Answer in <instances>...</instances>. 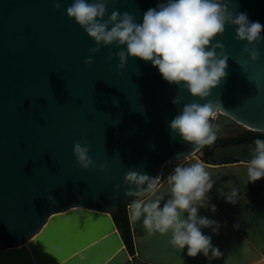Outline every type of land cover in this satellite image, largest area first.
Masks as SVG:
<instances>
[{
  "label": "water",
  "instance_id": "water-1",
  "mask_svg": "<svg viewBox=\"0 0 264 264\" xmlns=\"http://www.w3.org/2000/svg\"><path fill=\"white\" fill-rule=\"evenodd\" d=\"M162 2L107 0L103 20L112 11H127L140 22L148 8ZM225 2L230 11L246 12L264 25V0ZM71 3L0 0V264L260 262L264 177L249 182L245 166L253 140L264 139V41L241 40L236 26L226 22L207 46L221 45L214 51L227 56L226 75L207 97H194L162 79L150 61L128 57L120 68L124 45L88 36L68 17ZM253 47L259 53L255 60L245 50ZM193 102L217 109L210 118L217 137L212 145L196 147L169 127ZM244 132L263 135L226 140ZM76 143L88 148L92 162L86 168L73 154ZM178 162L202 163L210 173L212 188L203 205L197 204V216L216 222L201 231L223 253L219 259L189 257L170 244L171 232L147 238L143 215L130 220L135 200L150 202L159 195L162 207L171 198L168 177ZM130 172L161 176V187L151 197L136 195L146 184L128 181ZM233 189L235 205L225 202ZM120 205L127 207L132 252L112 217Z\"/></svg>",
  "mask_w": 264,
  "mask_h": 264
},
{
  "label": "clouds",
  "instance_id": "clouds-1",
  "mask_svg": "<svg viewBox=\"0 0 264 264\" xmlns=\"http://www.w3.org/2000/svg\"><path fill=\"white\" fill-rule=\"evenodd\" d=\"M106 5L107 0H72L66 13L83 26L87 35L96 42L124 45V49L118 53L120 68L124 67L128 57L150 61L162 79L185 88L194 97H207L210 90L226 75L227 56L221 58L214 51L215 47L221 45L217 43L207 47L217 34L224 32L226 22L236 26L237 38L247 42L264 41L261 35L264 25L249 20L246 12L230 11L225 0H163L155 7L148 8L140 22L127 11H112L109 19L104 21ZM245 50L253 60L259 55L255 47ZM85 63H91V60ZM172 102L178 103L179 98H173ZM216 115L217 109L210 102L188 103L170 121L169 127L184 141L196 147L212 145L217 137L210 118L214 119ZM253 143L255 147L250 148L252 158L245 166L249 182L264 177V139L257 137ZM73 154L81 167L86 168L92 162L88 148L79 143L73 145ZM126 179L137 185L146 184V188H142L136 195L151 197L161 187L158 177L130 172ZM168 184L171 198L162 207L160 200L163 197L159 195L150 202L137 199L129 205L131 222L135 223L143 215L142 224L147 238L157 232H171L170 244L184 250L187 256L196 257L200 253L209 260L219 259L223 253L212 246L211 237L201 231L202 227L212 226L216 222L197 216V204L203 205L205 193L212 188L206 167L199 162L187 166L178 165L168 177ZM236 196L237 190L233 189L225 197V202L235 205ZM210 210L216 211V206L211 205ZM185 212L187 216L182 218ZM212 230L215 232L216 228ZM210 249L211 257L208 255Z\"/></svg>",
  "mask_w": 264,
  "mask_h": 264
},
{
  "label": "trees",
  "instance_id": "trees-1",
  "mask_svg": "<svg viewBox=\"0 0 264 264\" xmlns=\"http://www.w3.org/2000/svg\"><path fill=\"white\" fill-rule=\"evenodd\" d=\"M112 217L117 225L121 223V226L124 229V234H123L124 242L127 246V249L130 252H132L133 242H132L131 231L127 216V207L125 205H120L112 212Z\"/></svg>",
  "mask_w": 264,
  "mask_h": 264
},
{
  "label": "flooded vegetation",
  "instance_id": "flooded-vegetation-1",
  "mask_svg": "<svg viewBox=\"0 0 264 264\" xmlns=\"http://www.w3.org/2000/svg\"><path fill=\"white\" fill-rule=\"evenodd\" d=\"M248 134H260V135H263L262 133H251V132H244V133H240L234 137H229V138H226V140H229V141H234V140H237L239 138H242ZM216 141V140H215ZM178 166V165H177ZM180 166V165H179Z\"/></svg>",
  "mask_w": 264,
  "mask_h": 264
},
{
  "label": "rangeland",
  "instance_id": "rangeland-1",
  "mask_svg": "<svg viewBox=\"0 0 264 264\" xmlns=\"http://www.w3.org/2000/svg\"><path fill=\"white\" fill-rule=\"evenodd\" d=\"M251 133H257V132H251ZM255 264H264V260L258 262V263H255Z\"/></svg>",
  "mask_w": 264,
  "mask_h": 264
},
{
  "label": "bare ground",
  "instance_id": "bare-ground-1",
  "mask_svg": "<svg viewBox=\"0 0 264 264\" xmlns=\"http://www.w3.org/2000/svg\"><path fill=\"white\" fill-rule=\"evenodd\" d=\"M193 157L197 158L196 156H193ZM176 164H177V165H180V163H179V162H178V163H176ZM26 244H27V243H26ZM262 260H264V258H263ZM262 260H261V261H262Z\"/></svg>",
  "mask_w": 264,
  "mask_h": 264
},
{
  "label": "built area",
  "instance_id": "built-area-1",
  "mask_svg": "<svg viewBox=\"0 0 264 264\" xmlns=\"http://www.w3.org/2000/svg\"><path fill=\"white\" fill-rule=\"evenodd\" d=\"M160 180H162L161 176L158 177Z\"/></svg>",
  "mask_w": 264,
  "mask_h": 264
},
{
  "label": "snow or ice",
  "instance_id": "snow-or-ice-1",
  "mask_svg": "<svg viewBox=\"0 0 264 264\" xmlns=\"http://www.w3.org/2000/svg\"><path fill=\"white\" fill-rule=\"evenodd\" d=\"M33 239L35 240V239H36V237H33Z\"/></svg>",
  "mask_w": 264,
  "mask_h": 264
}]
</instances>
